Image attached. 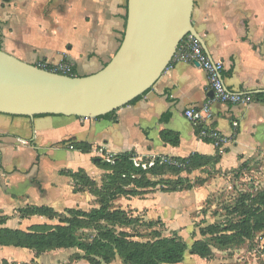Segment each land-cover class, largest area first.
<instances>
[{
	"label": "crops",
	"instance_id": "crops-1",
	"mask_svg": "<svg viewBox=\"0 0 264 264\" xmlns=\"http://www.w3.org/2000/svg\"><path fill=\"white\" fill-rule=\"evenodd\" d=\"M126 16L127 0H0V46L27 63H64L79 76L90 75L116 53ZM191 22L208 56L223 63L225 86L262 94L244 104L212 102L202 125L227 141L216 146L199 137V126L184 116L212 97L205 71L187 58L184 37L161 77L137 102L116 110V120L0 113V217L28 204L78 198L71 181L57 175L67 167L62 161L87 167L101 147L112 155L181 159L220 152L232 166L264 163V0H194ZM164 132L177 135V142L164 140ZM70 138L90 143L91 150L45 147Z\"/></svg>",
	"mask_w": 264,
	"mask_h": 264
},
{
	"label": "rangeland",
	"instance_id": "rangeland-1",
	"mask_svg": "<svg viewBox=\"0 0 264 264\" xmlns=\"http://www.w3.org/2000/svg\"><path fill=\"white\" fill-rule=\"evenodd\" d=\"M64 141H48L45 147L62 146L66 150L65 144H62ZM67 148L76 150L72 146ZM96 152L94 157L108 155L100 153L99 149ZM133 157L141 166L135 171L123 167L124 171L120 172L113 166L95 163L93 158L87 161V167L78 168L62 161L67 167L63 168L65 172L60 170L57 175L71 181L72 194L78 198L71 196L65 202L54 201L52 205L42 203L53 211L45 215L28 213L39 204H28V212L16 208L10 214L1 216L0 227L27 232L36 225H68L69 221L75 220L81 226L75 229L74 234L84 243H91L106 230L115 234L126 232L128 239L140 242L171 237L191 245L198 239H205L212 244L209 255L200 257L186 252L183 260L175 264H264V226L250 237L224 246L212 240L214 236L200 233L201 228L208 225H218L219 230L225 232L231 223L248 216L254 223L256 212L264 214V207L259 206L264 190V163L261 160L244 161L232 166L222 161L220 152L180 163L164 160L166 156ZM157 160L169 165H160ZM54 176H51L52 180ZM102 209L106 210L105 216L92 220L91 217ZM113 213H117L118 217L108 219ZM0 264L127 263L119 255L105 260L77 246L37 251L0 245Z\"/></svg>",
	"mask_w": 264,
	"mask_h": 264
},
{
	"label": "water",
	"instance_id": "water-1",
	"mask_svg": "<svg viewBox=\"0 0 264 264\" xmlns=\"http://www.w3.org/2000/svg\"><path fill=\"white\" fill-rule=\"evenodd\" d=\"M193 5L194 0H127L120 45L90 75L47 70L0 48V113L97 118L127 105L156 83L186 35L198 37Z\"/></svg>",
	"mask_w": 264,
	"mask_h": 264
},
{
	"label": "trees",
	"instance_id": "trees-1",
	"mask_svg": "<svg viewBox=\"0 0 264 264\" xmlns=\"http://www.w3.org/2000/svg\"><path fill=\"white\" fill-rule=\"evenodd\" d=\"M127 18V16H126ZM187 36V35H186ZM1 48V46H0ZM36 65V64H35ZM41 67V66H39ZM43 68L47 70H54L53 65H46ZM69 75L77 76L75 70L71 68V73ZM148 91V90H147ZM145 91L141 95L132 99L128 104H133L137 102L142 96L147 92ZM249 96L261 98L262 94H249ZM38 116H56V115H38ZM97 118H110L116 120V110L111 111L103 116ZM197 133L204 127H197ZM177 135L170 134V132H164L162 138L171 143L177 142ZM172 137H174L172 139ZM67 147L72 146L76 150H81L84 152H89L91 150V144L83 141H76L72 138L62 142ZM134 156L133 152H125L113 156V161L110 163L103 162L102 159H93L95 163L101 165L113 166L114 169L118 171H124L121 168H129L131 170H137L138 167L133 165L132 157ZM196 157H208L200 156L197 154L190 155L187 158L181 159H172L166 157V160L172 162L177 161H186L191 160ZM160 160V159H159ZM157 160L156 162H160ZM160 165H169L167 162L159 163ZM155 163L154 166H156ZM172 165V164H170ZM1 158H0V171L2 170ZM65 170V169H64ZM63 169L60 172H65ZM130 171V170H128ZM70 173V172H69ZM72 173H70L71 175ZM262 197L259 202H262L260 207H264V190L261 193ZM30 206L20 208V210H25L28 212ZM71 212V210H66ZM52 208L40 205L34 207L33 212H28L29 214H40L45 215L46 213H52ZM106 210L102 209L100 212H96L94 216L91 217L92 220H97L105 216ZM100 214V216H96ZM108 214V213H107ZM118 217L117 213L111 214L108 219ZM254 217V223H251V216L245 217L238 222L231 223L228 229L224 231L219 230L218 225H208L201 228V235H211L212 240H215L216 243L224 246L230 243H234L236 240L241 238H248L251 234L258 229L263 228L264 226V214H259L256 212ZM0 222L2 218L0 217ZM81 226V223L75 220L69 221L68 225H55L52 227H46L42 225H36V228H32L30 231L24 232L21 230H10L7 228L0 227V245L3 246H15L21 248L35 249L37 251L50 250L54 248L70 247L77 246L85 250L88 254L98 256L102 259L109 260L114 258L116 255H119L122 260L127 264H175L180 263L186 252L190 254H196L200 257H205L211 252L212 244L210 241L205 239H198L194 241L191 245H188L184 241L177 240L175 238L163 237L157 238L152 241H133L128 239L129 235L126 232H121L120 234H115L114 231H104L101 232L91 243H84L82 240L78 239L75 236V229ZM100 232V231H99ZM232 232V233H227Z\"/></svg>",
	"mask_w": 264,
	"mask_h": 264
},
{
	"label": "built area",
	"instance_id": "built-area-1",
	"mask_svg": "<svg viewBox=\"0 0 264 264\" xmlns=\"http://www.w3.org/2000/svg\"><path fill=\"white\" fill-rule=\"evenodd\" d=\"M186 37H188L187 58L189 60L196 61L205 71L208 85L212 92V97L200 107H189L185 109L184 116L194 125L203 127L202 124L204 123V121L209 119L211 116L210 106L212 102L244 104L248 103L251 100V97L247 94H240L229 90L225 86L222 79L221 73L223 69V63L221 61L213 60L212 58H210L197 37L192 34H188ZM46 65L48 64L40 63L38 66H41L43 68ZM54 72L69 75L71 73V67L67 64L61 63L54 66ZM234 125L236 126L237 123H234ZM199 137L211 139L216 146H221L227 141V138L215 129H201L199 132ZM99 151L100 153L105 152L102 147L99 149ZM112 158L113 155L108 154L99 155L97 157H94L93 159H102L103 162L110 163L113 161ZM132 162L136 167L141 166V164L137 162L136 157H132ZM145 166L146 165H142V167Z\"/></svg>",
	"mask_w": 264,
	"mask_h": 264
}]
</instances>
